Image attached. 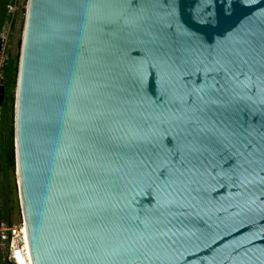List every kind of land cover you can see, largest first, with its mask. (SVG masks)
<instances>
[{
	"label": "water",
	"instance_id": "obj_1",
	"mask_svg": "<svg viewBox=\"0 0 264 264\" xmlns=\"http://www.w3.org/2000/svg\"><path fill=\"white\" fill-rule=\"evenodd\" d=\"M14 114L34 264H264V0H28Z\"/></svg>",
	"mask_w": 264,
	"mask_h": 264
},
{
	"label": "trees",
	"instance_id": "obj_2",
	"mask_svg": "<svg viewBox=\"0 0 264 264\" xmlns=\"http://www.w3.org/2000/svg\"><path fill=\"white\" fill-rule=\"evenodd\" d=\"M28 0H0V224L14 225V217L21 218V204L16 179L15 152V92L19 52ZM15 11L10 12V7ZM9 29L7 43L3 35ZM2 42V43H1ZM0 264L4 254L0 249Z\"/></svg>",
	"mask_w": 264,
	"mask_h": 264
},
{
	"label": "built area",
	"instance_id": "obj_3",
	"mask_svg": "<svg viewBox=\"0 0 264 264\" xmlns=\"http://www.w3.org/2000/svg\"><path fill=\"white\" fill-rule=\"evenodd\" d=\"M9 10L14 12L15 6H11ZM27 248V233L23 219L18 225L0 224V249L7 264H21V261L29 264Z\"/></svg>",
	"mask_w": 264,
	"mask_h": 264
},
{
	"label": "rangeland",
	"instance_id": "obj_4",
	"mask_svg": "<svg viewBox=\"0 0 264 264\" xmlns=\"http://www.w3.org/2000/svg\"><path fill=\"white\" fill-rule=\"evenodd\" d=\"M8 32H9V29L7 28L5 33H4V35H3V40H5V43L3 45L1 44V49H4L5 46H6L7 39H8V34H9ZM13 220H14V225H18L19 223L22 222V215H21V218L19 216H16V217H14ZM28 250H29V245H28ZM30 264H31V259H30Z\"/></svg>",
	"mask_w": 264,
	"mask_h": 264
},
{
	"label": "bare ground",
	"instance_id": "obj_5",
	"mask_svg": "<svg viewBox=\"0 0 264 264\" xmlns=\"http://www.w3.org/2000/svg\"><path fill=\"white\" fill-rule=\"evenodd\" d=\"M28 245H29V243H28V238H27V246ZM30 259H31V264H34L33 259H32V255H31V251H30V247H29V264H30ZM21 264H25V263L23 261H21Z\"/></svg>",
	"mask_w": 264,
	"mask_h": 264
}]
</instances>
